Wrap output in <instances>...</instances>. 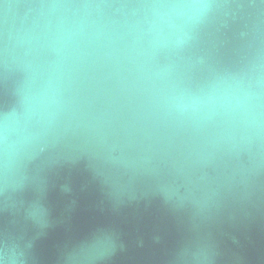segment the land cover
<instances>
[{
	"label": "water",
	"instance_id": "1",
	"mask_svg": "<svg viewBox=\"0 0 264 264\" xmlns=\"http://www.w3.org/2000/svg\"><path fill=\"white\" fill-rule=\"evenodd\" d=\"M177 2L0 0V239L29 264H264V4Z\"/></svg>",
	"mask_w": 264,
	"mask_h": 264
},
{
	"label": "clouds",
	"instance_id": "2",
	"mask_svg": "<svg viewBox=\"0 0 264 264\" xmlns=\"http://www.w3.org/2000/svg\"><path fill=\"white\" fill-rule=\"evenodd\" d=\"M264 4V0H260ZM172 8H183L199 10L201 14L206 13L214 5L210 0H188V2H177L170 5H164ZM8 114L0 115V143L4 145L0 148V178L4 184L7 183V173L9 171L10 161L7 150V132H8ZM3 187H0V194L3 192ZM30 247V245H29ZM92 249L87 246L81 248L80 259L87 261L91 258ZM29 256L26 249L11 238L0 239V264H29Z\"/></svg>",
	"mask_w": 264,
	"mask_h": 264
}]
</instances>
